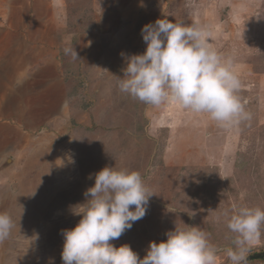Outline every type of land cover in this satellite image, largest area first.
<instances>
[{
	"label": "rangeland",
	"instance_id": "374dc122",
	"mask_svg": "<svg viewBox=\"0 0 264 264\" xmlns=\"http://www.w3.org/2000/svg\"><path fill=\"white\" fill-rule=\"evenodd\" d=\"M18 4L23 14L60 15L70 32L86 35L76 52L84 38L100 49L90 67L64 54L70 116L54 133L35 132L37 145L0 172V212L15 225L0 242V264H62L61 230L79 222L72 206L86 201L89 175L106 166L139 171L154 193L114 246L127 244L143 259L150 242L189 226L221 250L233 247L221 214L264 209V0H61L58 11L55 0H0V21ZM158 18L207 28L211 46L234 59L250 120L223 128L207 113L150 106L119 91L127 57L146 49L142 27ZM261 233L247 256L264 252V226ZM217 264H229L223 251Z\"/></svg>",
	"mask_w": 264,
	"mask_h": 264
},
{
	"label": "clouds",
	"instance_id": "9594fccd",
	"mask_svg": "<svg viewBox=\"0 0 264 264\" xmlns=\"http://www.w3.org/2000/svg\"><path fill=\"white\" fill-rule=\"evenodd\" d=\"M141 35L146 49L127 57L124 77H117L121 93L154 107L178 103L194 113H207L223 128L251 119L238 95L241 81L233 70L234 59L211 46L207 28L158 18L144 25ZM64 54L78 59L71 44ZM93 175L95 183L85 191L86 201L71 209L81 217L79 222L61 230L62 264H217L221 251L229 264H246L250 246L261 237L264 209L241 206L231 215L228 211L221 214L235 234L233 247L219 249L199 227L176 226L166 233V240L150 242L141 259L129 245L116 247L110 242L146 215L154 193L136 170L106 166L88 178ZM14 226L12 218L0 212V242Z\"/></svg>",
	"mask_w": 264,
	"mask_h": 264
},
{
	"label": "crops",
	"instance_id": "0c3cea01",
	"mask_svg": "<svg viewBox=\"0 0 264 264\" xmlns=\"http://www.w3.org/2000/svg\"><path fill=\"white\" fill-rule=\"evenodd\" d=\"M55 3L60 10L61 0ZM64 20L55 14H23L18 4L0 21V172L6 174L7 161L17 163L37 145L35 132L52 128L54 133L70 116L72 77L66 70L64 48L69 44L76 48L84 34L70 32ZM99 47L98 41L82 39L77 63L92 66ZM42 144L40 140L39 147Z\"/></svg>",
	"mask_w": 264,
	"mask_h": 264
},
{
	"label": "water",
	"instance_id": "95a60500",
	"mask_svg": "<svg viewBox=\"0 0 264 264\" xmlns=\"http://www.w3.org/2000/svg\"><path fill=\"white\" fill-rule=\"evenodd\" d=\"M257 260H264V252H261V253H255V254H252V255H249L247 257V262H250V261H257ZM246 262V263H247Z\"/></svg>",
	"mask_w": 264,
	"mask_h": 264
}]
</instances>
